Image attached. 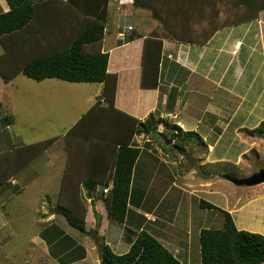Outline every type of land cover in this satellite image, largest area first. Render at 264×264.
Listing matches in <instances>:
<instances>
[{
  "label": "crops",
  "instance_id": "0c3cea01",
  "mask_svg": "<svg viewBox=\"0 0 264 264\" xmlns=\"http://www.w3.org/2000/svg\"><path fill=\"white\" fill-rule=\"evenodd\" d=\"M9 10L8 2L3 5L0 1V13ZM71 11L69 9L82 32L88 21L77 13L73 15L74 11L72 13ZM131 28L134 30L133 27ZM158 29L160 25L155 30ZM150 34L138 32L133 35L132 41L125 42L124 38L130 37L127 26L124 31H116L115 40L110 39L108 48L105 47L104 39L101 51L109 55L108 72L117 75L118 80L114 109H107L104 101H101L100 107H94L103 91L104 86L101 84V92L93 105L87 108L65 135L68 144L74 145L70 148L77 153L79 152L76 149L80 147V144H85L87 151L83 156L80 154L77 157L79 160L82 159V164L77 166L73 163L71 166L70 159L60 160L64 163L63 169L46 181L53 184V189L58 186L59 194L55 201L49 200L53 208L58 204L53 211L54 215H57L56 211L60 207L80 214L78 211L74 212L72 204H76L77 209L83 208L86 234L92 232L88 228V221L92 218L97 236L103 231L107 244L116 254L127 253L131 248V241L141 232H147L183 264H192L191 260L201 264L193 258L192 252L190 253L192 249L190 242L196 240V237L199 238L202 229L209 228L208 218L202 213L213 210L201 207L200 203L203 199L200 200L195 196L199 189L203 188L202 184L193 183L195 189L191 191V182L185 174L186 171H190L192 175H196V172L186 163H181L184 156L180 152L176 154L180 163H176L177 158L174 155L165 154L166 151L162 153L159 143L151 148L148 146L149 149L143 148L142 144L138 145L140 137L143 139L148 136L141 134L132 138L131 143L140 147L141 154L134 168L128 213L122 224L108 217L105 188L100 181L108 182L107 187L112 188L116 140L121 138L120 135L129 136L128 122H131V118L144 121L150 114L155 115L157 119H164L170 125L179 126L184 133H193L190 140L196 138L203 147L192 141H184L186 138L180 137L177 141L188 151H192V156L202 170L205 167L232 162L229 152H223V148H220L231 129L232 135L240 138L242 144L246 145L237 154L236 164H242L250 153L261 151L259 144L264 143V136H257L254 131L260 127L261 123H264L263 116L258 117L254 122L247 120L251 119L249 116L241 123L236 124L235 121L239 113L243 111L242 109L246 107L251 109V113L255 112L257 107H264V10L260 12L256 20L221 28L204 45L198 42L190 44L162 39L161 51H158V44L153 41L146 42ZM86 50L92 51L96 48L89 46ZM152 52L155 55V62L152 61L153 72L147 76V82L154 86L143 87L144 65L150 70V63L144 60H149L146 55ZM157 60L159 67L156 78ZM203 93L207 95L203 96ZM198 97L205 98L204 107H200ZM92 109L93 113L90 115ZM162 129L164 125L160 124L158 132L162 133ZM165 130L168 129L165 128ZM148 141L151 142L149 139ZM109 144H111V150H107ZM204 153H207V156H204ZM59 154L60 157L56 156L53 160L44 158L42 164L38 162L37 166H42V174L43 166L59 160L61 153ZM15 160L16 158L11 162L8 161L12 172ZM36 160L37 158L29 159L20 172H13L16 173L12 176V180L15 181L12 185L15 189L19 187V184L25 186L27 172L35 174L36 178L40 175V169L32 170V167H36V164H33ZM46 173L47 171L43 175ZM216 176L225 178V175L221 173H217ZM88 184L92 186L95 184V188H88ZM45 188H47L46 184ZM53 189L47 191V195L51 194ZM254 202V199L249 200L248 205ZM237 210L233 208L231 212ZM254 213L261 214L259 210ZM59 215L66 216L61 212ZM7 217L10 218L11 215ZM5 225L7 229H4L6 233L1 237V241L9 243L12 234L8 231L10 230L8 219L0 215V227L4 228ZM58 227L62 237L74 240L64 228ZM34 242L38 244L39 250L45 253V255L42 254V261H44L45 256L50 255V249L43 232L35 236ZM187 244H189L188 248ZM3 245L0 243V249ZM77 246L85 248L80 243H77ZM37 250L35 248L36 252ZM91 256H94L92 250L86 247L84 258L65 264H87ZM29 257L32 258L31 255ZM52 259L54 263L64 264L57 259ZM97 264H101V261H97Z\"/></svg>",
  "mask_w": 264,
  "mask_h": 264
},
{
  "label": "rangeland",
  "instance_id": "374dc122",
  "mask_svg": "<svg viewBox=\"0 0 264 264\" xmlns=\"http://www.w3.org/2000/svg\"><path fill=\"white\" fill-rule=\"evenodd\" d=\"M0 1H2L3 5L7 4V0ZM33 1L37 12L29 27L18 34L3 39V42H0V59H2V61L4 59L6 60L10 53H14L15 51L20 54L26 51L23 57V61H26L27 59L25 57L27 54L39 47L43 54H49L58 50L61 45L69 44L81 33V28H78L75 18H73L69 12L70 6H67L68 4L65 3V1ZM45 5H47V8H43ZM107 8H109V18L105 30L106 37L104 38L106 40V48L109 47L110 39L113 38L115 40L116 31H124V28L127 26L129 27V36H133L135 33L138 34V32L146 35L148 33L149 35V33H152L161 25L158 20L152 17L150 11L135 7L133 0H111ZM73 15H75V12ZM230 15L228 10H226L224 13L218 15L216 21L220 24L230 20ZM84 18L88 21L87 17L84 16ZM130 26L133 27L134 30H132ZM205 26V23L200 24V26L197 25V29L195 27L196 33L202 31ZM158 31V34L161 36V34H163L162 31ZM13 67L14 65L9 66L6 62L0 63V68L7 72L15 69L18 70L21 64L15 65L12 70ZM101 89L102 85L99 83L73 84L60 82L58 80L36 82L27 78L22 73L18 74L14 80L6 83L0 75V161L4 163H7L9 160L10 162L13 161L16 158V153L18 154L21 152L20 148L30 145H32L31 155H33V152L36 153L39 150L41 151L42 145L46 141L57 138L52 145L45 143V145L48 146H43V148L45 147L43 155L42 151H39L38 154L36 153L38 155L35 157L37 160L33 163L36 164V167H32V170H41L37 178L35 174L32 175L27 172L25 175L26 182L24 181L25 186L19 184V187L15 189L12 185L15 182L12 180V176L16 173L10 174L7 171L6 175L4 174L6 178L0 183V215L8 219L10 229L8 231L12 234V239L9 240V243L8 241H1V237L6 233L4 229H7V225H5L4 228H1V226L0 243L4 245L0 249V264H57L54 263L53 257L50 255L45 256L44 261H42V254L45 255V253L41 252L38 244L34 242L35 236L39 233L42 234L45 228L53 223H57L58 225H53L52 229L48 230L49 234L53 235L54 232L58 233V231L54 229L61 226L65 229V232L75 240L76 245L80 243L85 246V248L87 247L88 250H92L94 256L88 259L87 264H97V261H101L95 241L93 240V233L96 231L94 228H96V226L93 224L92 218L88 221V228L91 229L92 232L89 234H82L68 224L67 218L59 215L60 212L58 209L56 211L57 215H54L53 211L58 204L53 208L49 199H51V201L57 199L59 187L57 186L53 189V184L46 183L49 178L55 174H59L63 169L64 163L60 162V160H66V158L70 159L71 166L73 163L77 166L82 164V159L79 160L77 157L80 156V154L83 156L84 152L87 151V149H85V144H80V147L76 149V151L79 152L77 153L73 148H70L74 145L72 143L70 145L68 144L65 135L72 128L73 124L77 122L78 118L86 112L87 108L93 105ZM202 95L206 96L207 94L203 93ZM198 98L200 107H204L205 98ZM242 110L243 111L239 113L235 121L236 124L241 123L247 116L251 117V119L248 118L247 120H252V122L258 117L261 118V116H263L264 119V107H257L256 111L253 113L250 112L251 109H249V107ZM165 128L171 130L168 126ZM165 128L162 129V133L166 136V140L172 141L171 144L167 145L165 139L163 142V138L156 135L155 137L148 136L149 138L145 137L143 139L140 137L138 141L141 143L138 142V145L142 144L143 148L146 147L149 149L148 146L151 148V146L153 147L155 144L159 143L162 147L163 152H161L163 154L164 151H166L165 154H169L170 156L174 155L177 158L175 162L180 163L178 162V155H176L178 153L177 148L172 146L176 144V142H174L175 140L171 138L172 131L168 132ZM254 132L257 136H264V133H261L264 131L260 130V128L258 131L256 130ZM182 137L181 139H184V135H182ZM148 139L151 140V142H149ZM184 141H192L196 145L199 144L196 138L192 140L186 138ZM36 144L37 148L34 150L33 147ZM178 144L180 143L178 142ZM199 145L203 147L202 143ZM244 146L246 145L242 144L240 138L235 137L234 134L232 135L231 129L220 148H223V152H229V157L232 159V162L205 167L203 170L204 174L212 175V179H204L197 174L192 175L190 171H186L185 176H187L191 182V191L195 189L194 184L203 185H200L203 188H200L198 194H195V196L199 197L200 200L203 199L201 201L209 202L219 208V210H213L212 212H201L207 216V226L209 228H223L225 219L221 211H226L230 214L232 213L231 215L234 223L239 230L264 235V182L254 186H238L225 178L216 176L217 173H221L222 175L243 179L250 178L264 170V143L262 145L259 144L261 155H259L260 152L250 153L248 158L242 161V164H236L235 158L237 154L242 151ZM184 151L188 152V149L184 148ZM59 153H61V158L59 160L43 166V174L47 171V173L43 175L42 166H37L38 162L42 164V161H44L42 159L44 158L53 160L56 156L60 157ZM69 154L70 156H68ZM204 156H207V153H204ZM3 159L5 161H3ZM181 163H186V165L191 167L185 157H183ZM5 166L6 165H4V168ZM4 170L5 169H3V172ZM45 184L47 188H45ZM51 189H53L52 193L47 195L46 192ZM252 199H254L255 202L252 205H248L249 200ZM252 207H256V209H252ZM233 208L238 210L231 212ZM72 209L77 211L76 204H72ZM257 210L261 212L260 215L254 213ZM9 214L11 215L10 218L7 217V215L10 216ZM198 224H200V222H198ZM98 239L102 248L108 245L103 231L100 232ZM196 240L198 242H196ZM196 240H191L190 242L192 247L190 253L192 252L194 259L201 262L199 238L196 237ZM67 244L69 243H66V245ZM108 246L111 248L110 245ZM188 246L189 244H187V248ZM181 247H183V245ZM35 248L38 249L37 252ZM116 251H118V249H116ZM29 255H31L32 258L29 257ZM73 256L75 255L71 252V255L65 256V259ZM82 256H85V254ZM191 263L196 264L195 261L192 260Z\"/></svg>",
  "mask_w": 264,
  "mask_h": 264
},
{
  "label": "trees",
  "instance_id": "16d2710c",
  "mask_svg": "<svg viewBox=\"0 0 264 264\" xmlns=\"http://www.w3.org/2000/svg\"><path fill=\"white\" fill-rule=\"evenodd\" d=\"M110 1L65 0V3L68 4L66 5L70 6L69 9L82 17L88 18V23L83 31L69 44L61 45L58 50L49 54H43L39 47L27 54L25 57L26 61H23L26 51L21 54L15 51L10 53L6 60L2 61L0 59V63L6 62L9 66L14 65L15 67V65L21 64L18 70H13V67V71L9 72L0 68V75L3 80L8 83L22 73L36 82L56 79L68 83L103 84L102 94L94 107H100L101 101H104L107 104V109H114L118 82L117 75L108 72L109 55L101 51L109 18V8L107 7ZM7 2L10 10L0 13V42L27 29L37 12L33 0H7ZM133 4L137 8L150 11L152 17L160 22V29L158 30L162 31L163 34L160 36L158 34L159 31L155 30L150 34V37L146 38V42L153 41L158 44V51H161L162 39L190 44H197L196 42H198L200 45H204L221 28L237 26L256 20L260 12L264 10V0H134ZM43 8H47V5L43 6ZM226 10L231 14L230 20L219 24L216 18ZM202 23H205V28L200 33H196L197 25ZM132 38L133 36H130L124 38V40L125 42H130L133 40ZM89 46H96L97 49L86 50ZM147 55L146 58H149V60L145 59L144 62L148 61L150 63V70L144 65L143 87L154 86L152 83L147 82V76L153 72L152 61L155 62V55L153 52ZM158 60L156 62V78L159 67ZM91 111L90 115L93 113V109ZM128 123L129 136L126 137L125 134L122 137L120 135L121 138L116 140V153L111 178L113 185L105 197L108 217L120 224L124 223L127 217L133 172L141 154L140 147L131 143L132 138L141 134L151 137L158 135L166 138L164 133L158 132L160 124H163L164 128L167 126L171 127L172 140L176 141L182 135L187 139L193 136V133H184L179 126H170L167 121L161 118L157 119L153 114H150L144 121L131 118V122ZM259 128L264 131V123H261ZM56 139H50L45 143L52 145ZM45 143L42 145V153L45 147L48 146ZM44 145L45 147L43 148ZM172 146L176 147L177 150H184L185 148L177 142ZM33 148L36 150L37 144ZM20 150L21 152L16 153L15 156L13 172H20L24 168L25 162L37 157L40 151H37V154L33 152V155H31L32 145L22 147ZM107 150H111V144L107 145ZM3 161L5 160L3 159ZM4 165H6L5 168ZM3 169H5L4 172ZM7 171L12 172L9 169L8 162L0 161V183L6 178ZM100 184L103 188L108 186V182L100 181ZM93 185L88 184L87 187L90 189L95 188V184ZM200 206L219 210V208L206 201H201ZM59 211L66 215L67 222L73 229L82 234L87 233L85 210L83 208L77 209L80 214H75L71 209L63 207H60ZM77 211L74 210V212ZM221 212L224 214L225 219L223 228H206L200 232L201 264H264V235L239 230L234 223L232 215L226 211ZM52 226L45 229L43 236L48 243L50 255L54 259L65 264L66 262H76L79 258L85 257L82 256L85 254L84 248L77 246L75 241L70 240L69 237H62L59 227L54 229L58 233L49 234L48 230H51ZM56 234H58L57 237ZM66 243L69 244L66 245ZM67 250L69 251L68 253ZM70 251L75 256L65 259L68 255H71ZM102 256L101 264H183L161 242L147 232H141L132 241L131 248L127 253L116 254L108 245H105L102 248Z\"/></svg>",
  "mask_w": 264,
  "mask_h": 264
},
{
  "label": "water",
  "instance_id": "95a60500",
  "mask_svg": "<svg viewBox=\"0 0 264 264\" xmlns=\"http://www.w3.org/2000/svg\"><path fill=\"white\" fill-rule=\"evenodd\" d=\"M167 145L171 144L172 141L171 140H166ZM185 159L187 160V162L191 165V167L195 170L196 174L204 179H211L212 175H206L204 174L203 170L201 169V167L198 165V163L196 162V160L193 158L192 156V151L189 150L188 152L185 151H179ZM227 180L231 181L232 183H234L235 185L238 186H254L260 183L264 182V170L260 171V173L250 177V178H243V179H238V178H234L232 176L229 175H225L224 176ZM93 240L95 241L97 250H98V255H99V259L102 261L103 256H102V247L100 244V241L98 239L97 236V232L93 233Z\"/></svg>",
  "mask_w": 264,
  "mask_h": 264
},
{
  "label": "built area",
  "instance_id": "2783aa9c",
  "mask_svg": "<svg viewBox=\"0 0 264 264\" xmlns=\"http://www.w3.org/2000/svg\"><path fill=\"white\" fill-rule=\"evenodd\" d=\"M109 191H110V188H108V187L105 188V189H104V194L107 195V194L109 193Z\"/></svg>",
  "mask_w": 264,
  "mask_h": 264
},
{
  "label": "clouds",
  "instance_id": "9594fccd",
  "mask_svg": "<svg viewBox=\"0 0 264 264\" xmlns=\"http://www.w3.org/2000/svg\"><path fill=\"white\" fill-rule=\"evenodd\" d=\"M134 1V0H133ZM121 36H123V34H121Z\"/></svg>",
  "mask_w": 264,
  "mask_h": 264
}]
</instances>
